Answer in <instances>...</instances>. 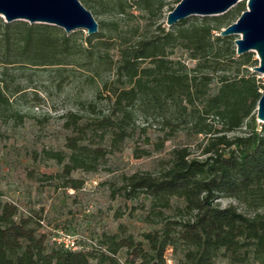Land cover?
Returning <instances> with one entry per match:
<instances>
[{
	"label": "rangeland",
	"instance_id": "obj_1",
	"mask_svg": "<svg viewBox=\"0 0 264 264\" xmlns=\"http://www.w3.org/2000/svg\"><path fill=\"white\" fill-rule=\"evenodd\" d=\"M86 1L89 5H82L98 25L90 36L82 30L65 33L54 25L23 20L6 23L0 16V199L16 205L18 217L42 220L36 228L46 235L48 247L55 245L52 238L74 237L75 251L90 254L95 264L96 248L105 244V236H131L146 249L144 233L160 230L166 220L187 218L182 200L176 198L170 200V209L151 211L150 196L130 193L128 179L159 178L173 166L177 152L184 150L187 159L203 161L216 138L246 134L247 120L230 132L220 118L205 117L204 107L209 96L219 91L218 78L236 81L254 75L264 88V76L253 71L258 66L255 53H235L223 59L211 82H205L200 76L209 71V64L199 65L191 57L193 50L179 46L188 42L183 36L189 37L193 30L210 28V42L226 38L235 50L234 41L240 36L218 35L247 10L248 0H239L224 14L190 16L185 24L170 28L165 25L166 15L178 0ZM160 29L176 36L166 47L172 70H197L190 73L197 77L190 97L179 96L184 89H176L173 99L140 94L129 107L118 109L110 92L128 87L117 74L122 50L158 36ZM28 32L33 38L26 44ZM137 66L153 65L145 60ZM143 81L149 86L152 79ZM124 112L128 135L115 145L110 133L98 128V121L123 119ZM254 113L259 132L262 123L256 120V109ZM71 139L99 153L86 158L90 169L78 168L66 175L63 166L69 163ZM217 198L222 208L233 206L249 216L264 213V193L252 198L224 193ZM116 258L127 264L126 250L121 249ZM165 258L166 264H177L181 254L168 248Z\"/></svg>",
	"mask_w": 264,
	"mask_h": 264
},
{
	"label": "trees",
	"instance_id": "obj_2",
	"mask_svg": "<svg viewBox=\"0 0 264 264\" xmlns=\"http://www.w3.org/2000/svg\"><path fill=\"white\" fill-rule=\"evenodd\" d=\"M79 2L89 5L86 0ZM185 22L182 20L178 25ZM159 31L158 36L122 50L117 74L119 82L125 79L122 83L128 87L110 92L118 109L129 107L140 94L151 97L164 94L173 99L176 89H184L179 96L190 97V89L197 78L190 73L197 70L182 73L172 70V62L166 59V47L176 40V36L164 29ZM210 31V28L193 30L189 37L183 36L188 42L179 44L194 51L191 57L198 60L199 65L209 64V71L200 76L205 82L213 80L223 66L224 58L235 54L231 49L232 42L226 38H215V42H210ZM180 33L184 35L185 31ZM32 38L28 32L25 43L29 44ZM145 60H150L153 66L138 68L137 65ZM149 77L152 81L148 86L143 79ZM218 79L221 86L218 93L206 101L205 117L220 118L230 132L247 120L248 132L232 139L216 138L205 151L208 156L203 161L187 159L188 154L183 150L177 152L173 166L159 178L141 175L128 179L130 193L141 191L150 196L151 211L154 212L156 207L170 209V200L176 198L182 200L187 218L166 220L160 230L144 233L146 249L131 236H105V244L96 248L95 264H119L116 255L121 249L126 250L127 264H166L168 248L173 254L180 252L177 264H217L219 259L225 260V264H264V213L249 216L233 206L222 208L215 202L224 193H239V198L264 193V124L257 132L254 113L262 95L259 90L264 88L257 84L254 75L236 81ZM126 115L124 112L123 119L98 121V128L110 133L115 145L128 135ZM168 126L175 129L171 122ZM69 143L71 153L69 163L63 166L65 174L78 168L90 169L92 164L86 158L99 150L79 146L73 139ZM62 161L60 158L59 162ZM41 225L42 220L35 222L32 217H18L17 206L0 199V264H93L90 254L64 249L57 244L48 247L46 235L37 232L36 226Z\"/></svg>",
	"mask_w": 264,
	"mask_h": 264
},
{
	"label": "water",
	"instance_id": "obj_3",
	"mask_svg": "<svg viewBox=\"0 0 264 264\" xmlns=\"http://www.w3.org/2000/svg\"><path fill=\"white\" fill-rule=\"evenodd\" d=\"M239 0H180L166 15L170 28L190 16H216L226 13ZM0 16L6 23L23 20L29 24H48L65 33L82 30L88 36L98 25L79 0H0ZM238 35L234 41L237 56L253 52L258 66L253 71L264 76V0H248L247 10L236 22L219 32V37ZM256 120L264 124V93L256 106Z\"/></svg>",
	"mask_w": 264,
	"mask_h": 264
},
{
	"label": "built area",
	"instance_id": "obj_4",
	"mask_svg": "<svg viewBox=\"0 0 264 264\" xmlns=\"http://www.w3.org/2000/svg\"><path fill=\"white\" fill-rule=\"evenodd\" d=\"M52 241L57 244L62 246L64 249H69V250H75L76 248V239L74 237L64 235L61 238H52Z\"/></svg>",
	"mask_w": 264,
	"mask_h": 264
}]
</instances>
